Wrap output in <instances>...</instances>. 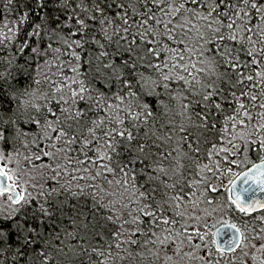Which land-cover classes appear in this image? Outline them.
Listing matches in <instances>:
<instances>
[{
    "label": "snow or ice",
    "instance_id": "snow-or-ice-1",
    "mask_svg": "<svg viewBox=\"0 0 264 264\" xmlns=\"http://www.w3.org/2000/svg\"><path fill=\"white\" fill-rule=\"evenodd\" d=\"M0 8V264H264V0Z\"/></svg>",
    "mask_w": 264,
    "mask_h": 264
},
{
    "label": "trees",
    "instance_id": "trees-1",
    "mask_svg": "<svg viewBox=\"0 0 264 264\" xmlns=\"http://www.w3.org/2000/svg\"><path fill=\"white\" fill-rule=\"evenodd\" d=\"M0 19H2V8H0Z\"/></svg>",
    "mask_w": 264,
    "mask_h": 264
}]
</instances>
